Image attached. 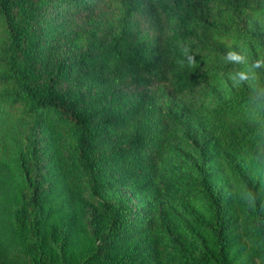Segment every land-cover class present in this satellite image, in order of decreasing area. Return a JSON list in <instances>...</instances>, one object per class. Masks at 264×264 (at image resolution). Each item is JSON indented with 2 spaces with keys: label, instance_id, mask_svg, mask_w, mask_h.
I'll use <instances>...</instances> for the list:
<instances>
[{
  "label": "rangeland",
  "instance_id": "374dc122",
  "mask_svg": "<svg viewBox=\"0 0 264 264\" xmlns=\"http://www.w3.org/2000/svg\"><path fill=\"white\" fill-rule=\"evenodd\" d=\"M252 1L253 10L226 19L240 29L238 38L220 41L226 55L243 54L246 63L200 84L193 96L174 93L169 85L120 82L84 64V57L97 53V37L112 19L108 0L86 10L62 4L42 9L32 28L36 73L51 76L62 64L56 88L102 124L92 153L100 161L96 197L114 203L126 230L106 236L109 212L70 182L64 160L73 130L46 116L19 123L22 115L0 104V264H170L168 251L180 249L190 259L217 253L164 193V173L172 170L203 177L219 195L231 263L264 264V158L226 152L199 108L215 97L259 90L251 66L264 59V0ZM160 25L166 35L181 29L163 15ZM242 69L247 81L237 76ZM18 153L35 183L36 202L14 167Z\"/></svg>",
  "mask_w": 264,
  "mask_h": 264
},
{
  "label": "trees",
  "instance_id": "16d2710c",
  "mask_svg": "<svg viewBox=\"0 0 264 264\" xmlns=\"http://www.w3.org/2000/svg\"><path fill=\"white\" fill-rule=\"evenodd\" d=\"M100 2L0 0V104L9 112H19L22 115L19 123L25 118L35 122L46 116L55 125L73 130L64 160L70 182L89 202L105 206L110 214L105 235L114 238L125 232V217L113 202L101 203L96 197L100 161L92 153L102 124L94 123L85 110L70 104L65 92L56 88L64 73L62 64L51 76L42 77L32 62L38 42L32 28L45 6L62 4L86 10ZM108 3L112 4V19L97 37V53L84 57V64L105 70L109 77L120 82L169 85L174 93L189 96L196 93L200 84L236 64L226 59L220 41L238 38L241 31L226 19L236 20L244 11L257 6L252 0H108ZM162 15L170 24L181 28L180 32L164 34L160 25ZM256 72L258 91L242 89L226 98L215 97L199 108L206 125L226 152L262 159L264 67ZM14 167L32 188L30 200L36 202V186L27 175L20 153ZM164 175V193L175 200L186 218L207 234L217 252L190 259L178 249L179 253H165V258L170 264H232L219 195L203 177L196 180L177 170ZM259 234L264 240V228Z\"/></svg>",
  "mask_w": 264,
  "mask_h": 264
},
{
  "label": "clouds",
  "instance_id": "9594fccd",
  "mask_svg": "<svg viewBox=\"0 0 264 264\" xmlns=\"http://www.w3.org/2000/svg\"><path fill=\"white\" fill-rule=\"evenodd\" d=\"M192 59V58H190ZM226 59L229 61V62H232V63H236L238 65H243L246 63V60H245V57L243 54H240V53H236V52H232L230 51L228 54H227V57ZM253 69L255 68H259V67H264V59H259L257 60L255 63L252 64L251 66ZM237 76L239 78L240 81H247L248 78H249V73L247 70H241L237 73Z\"/></svg>",
  "mask_w": 264,
  "mask_h": 264
}]
</instances>
